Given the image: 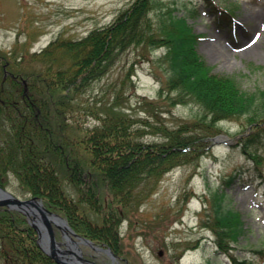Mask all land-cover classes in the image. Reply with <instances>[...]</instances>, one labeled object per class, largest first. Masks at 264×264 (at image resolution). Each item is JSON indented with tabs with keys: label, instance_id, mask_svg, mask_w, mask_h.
<instances>
[{
	"label": "trees",
	"instance_id": "obj_1",
	"mask_svg": "<svg viewBox=\"0 0 264 264\" xmlns=\"http://www.w3.org/2000/svg\"><path fill=\"white\" fill-rule=\"evenodd\" d=\"M208 4L219 23L231 21L230 7L213 0ZM178 11L175 3L133 0L111 23L78 40L57 38L38 56H20L25 63L35 59L42 65L17 72L27 77L25 93L17 78L3 79L5 61L0 55V184L6 186L8 173L14 174L24 189L65 217L75 231L117 254L122 252L121 219L137 205L150 179L157 183L164 172L194 158L196 150L207 149L215 121L242 118L248 129L242 146L251 148L253 159L258 149L252 148L264 136V86L245 90L234 77L212 73L197 51L200 35L188 22L198 14L197 7L181 15ZM130 47H141V54L163 47L159 60L166 79L159 95L165 89L175 92L167 94L172 104L184 97L194 100L211 116L209 124L201 131L163 127L166 141L145 144L136 139L144 131L132 127L130 115L114 104L100 107L99 122L92 128L72 122L71 112L81 106L73 102L76 95ZM233 177L224 181L226 187ZM65 181L76 199L67 193ZM104 193L109 195L106 206ZM206 200L202 223L214 232L220 251L232 264H251L230 253L231 242H237L246 227L241 214L225 204V189L211 191ZM81 202L100 214L105 210L100 224L83 214ZM0 252L3 264H57L38 245L26 217L1 207Z\"/></svg>",
	"mask_w": 264,
	"mask_h": 264
},
{
	"label": "rangeland",
	"instance_id": "obj_2",
	"mask_svg": "<svg viewBox=\"0 0 264 264\" xmlns=\"http://www.w3.org/2000/svg\"><path fill=\"white\" fill-rule=\"evenodd\" d=\"M132 1L0 0V55L8 65L15 63L7 70L20 76L21 69L42 67L38 60L25 63L19 57L38 56L57 38L78 40L111 23ZM161 1L175 3L180 15L186 8L197 7L198 14L188 22L200 35L197 51L212 73L234 77L245 90L264 86V0H213L233 10L230 23L217 21L210 11L211 0ZM141 51V47H130L120 53L100 78L76 95L73 102L81 106L71 112L72 122L92 128L99 122L100 107L114 104L130 115L132 127L144 131L136 139L145 144L166 141L160 132L163 127H198L201 131L211 116L194 100L184 97L172 104L168 96L175 92L168 94L165 89L159 95L166 79L159 60L163 47ZM214 125L217 133L206 139L211 141L207 149L196 150L199 155L170 168L157 183L150 179L120 226V264H231L229 255L220 252L214 232L202 223L205 201L218 188L225 189V204L241 214L246 227L238 241L231 242L230 253L251 264H264V136L252 148L258 149L253 159L251 148L242 146L248 132L242 118L220 119ZM231 175L226 187L224 181ZM65 185L76 199L66 181ZM6 188L19 198L31 195L12 173L7 175ZM102 195L106 206L109 195ZM80 204L83 214L101 223L104 209L100 214L89 204ZM82 249L91 252L87 245ZM97 260L109 263L102 255Z\"/></svg>",
	"mask_w": 264,
	"mask_h": 264
},
{
	"label": "water",
	"instance_id": "obj_3",
	"mask_svg": "<svg viewBox=\"0 0 264 264\" xmlns=\"http://www.w3.org/2000/svg\"><path fill=\"white\" fill-rule=\"evenodd\" d=\"M0 206L23 213L37 231V243L41 249L58 264H98L84 257L81 244L95 251L105 252L113 261L116 255L109 247L98 246L90 239L81 236L60 214L49 210L37 196L19 198L0 186ZM61 239H57V231Z\"/></svg>",
	"mask_w": 264,
	"mask_h": 264
},
{
	"label": "flooded vegetation",
	"instance_id": "obj_4",
	"mask_svg": "<svg viewBox=\"0 0 264 264\" xmlns=\"http://www.w3.org/2000/svg\"><path fill=\"white\" fill-rule=\"evenodd\" d=\"M85 255L91 259H94V260H97V258L102 255L106 259H108V261H109L108 264H120V261H119L120 256L117 253H116V259L114 261L106 253L101 252V251H95L93 249H91V252H85ZM97 261H99V260H97Z\"/></svg>",
	"mask_w": 264,
	"mask_h": 264
},
{
	"label": "bare ground",
	"instance_id": "obj_5",
	"mask_svg": "<svg viewBox=\"0 0 264 264\" xmlns=\"http://www.w3.org/2000/svg\"><path fill=\"white\" fill-rule=\"evenodd\" d=\"M27 219V221L30 223V221L28 220V218H26ZM125 218H123V219H121V223L123 222V220H124ZM30 225H31V223H30ZM70 225V224H69ZM32 226V225H31ZM33 227V226H32ZM34 228V227H33ZM119 229H120V227H119ZM34 230H35V228H34ZM36 231V230H35ZM57 231V234H56V236H58L59 234H60V231L57 229L56 230ZM75 231V230H74ZM58 232H59V234H58ZM75 232H77V231H75ZM36 233H37V231H36ZM78 233V232H77ZM119 233H120V230H119ZM38 236V235H37ZM82 245H84V244H81L80 246H81V248H82Z\"/></svg>",
	"mask_w": 264,
	"mask_h": 264
}]
</instances>
